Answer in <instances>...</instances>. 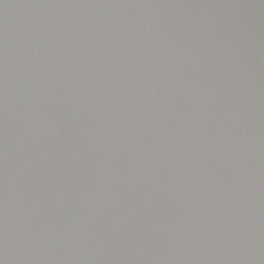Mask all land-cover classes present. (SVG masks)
I'll list each match as a JSON object with an SVG mask.
<instances>
[{
  "label": "water",
  "instance_id": "water-1",
  "mask_svg": "<svg viewBox=\"0 0 264 264\" xmlns=\"http://www.w3.org/2000/svg\"><path fill=\"white\" fill-rule=\"evenodd\" d=\"M0 264H264V0H0Z\"/></svg>",
  "mask_w": 264,
  "mask_h": 264
}]
</instances>
